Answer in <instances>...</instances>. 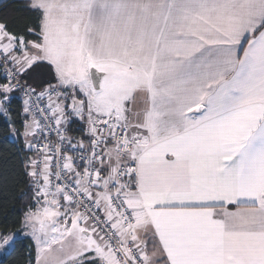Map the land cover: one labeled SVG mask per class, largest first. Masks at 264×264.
<instances>
[{"label": "snow or ice", "instance_id": "1", "mask_svg": "<svg viewBox=\"0 0 264 264\" xmlns=\"http://www.w3.org/2000/svg\"><path fill=\"white\" fill-rule=\"evenodd\" d=\"M17 2L0 153L25 187L0 185L20 206L0 254L264 264V0Z\"/></svg>", "mask_w": 264, "mask_h": 264}, {"label": "trees", "instance_id": "2", "mask_svg": "<svg viewBox=\"0 0 264 264\" xmlns=\"http://www.w3.org/2000/svg\"><path fill=\"white\" fill-rule=\"evenodd\" d=\"M11 5L7 11L0 9V19L6 18L10 26L16 31H23L24 28L34 22L31 13L22 11V5L17 0H8ZM21 107L18 101L13 105L14 112L18 111ZM2 124V120H0ZM5 154L0 153V185L7 181V190L9 192L18 193L24 189L25 185H16L15 181L18 179L16 172L18 166L15 161H7L3 158ZM20 206L16 203L14 198L4 200L0 198V231H16L19 229ZM23 250L18 248L12 252L11 255H0V264H24L22 259Z\"/></svg>", "mask_w": 264, "mask_h": 264}, {"label": "built area", "instance_id": "3", "mask_svg": "<svg viewBox=\"0 0 264 264\" xmlns=\"http://www.w3.org/2000/svg\"><path fill=\"white\" fill-rule=\"evenodd\" d=\"M20 102V104L22 105V95L21 98L18 100Z\"/></svg>", "mask_w": 264, "mask_h": 264}, {"label": "rangeland", "instance_id": "4", "mask_svg": "<svg viewBox=\"0 0 264 264\" xmlns=\"http://www.w3.org/2000/svg\"><path fill=\"white\" fill-rule=\"evenodd\" d=\"M0 255H2V254H0Z\"/></svg>", "mask_w": 264, "mask_h": 264}]
</instances>
